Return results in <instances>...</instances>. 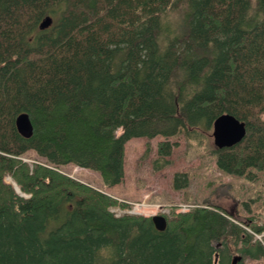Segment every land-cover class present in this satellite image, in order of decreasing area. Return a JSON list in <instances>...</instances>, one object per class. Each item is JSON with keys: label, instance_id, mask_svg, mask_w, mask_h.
I'll use <instances>...</instances> for the list:
<instances>
[{"label": "trees", "instance_id": "1", "mask_svg": "<svg viewBox=\"0 0 264 264\" xmlns=\"http://www.w3.org/2000/svg\"><path fill=\"white\" fill-rule=\"evenodd\" d=\"M223 113L245 134L212 145L216 167L264 169V0H0V264H264L251 216L193 202L161 213L159 230L112 210L131 207L107 191L129 139L162 137L158 170L173 137L202 141ZM188 181L177 171L172 187Z\"/></svg>", "mask_w": 264, "mask_h": 264}, {"label": "rangeland", "instance_id": "2", "mask_svg": "<svg viewBox=\"0 0 264 264\" xmlns=\"http://www.w3.org/2000/svg\"><path fill=\"white\" fill-rule=\"evenodd\" d=\"M211 133L212 127L202 133V141H188L183 134L173 137L176 144L167 157L169 164L158 170H153L152 161L157 157L156 143L162 137L129 139L125 144L124 179L120 184L107 188V191L131 207L112 210L117 214L128 212L151 216L167 213L171 206L175 211H183L193 202L210 203L232 213L239 221L251 216L264 225V169H250L243 175L220 171L215 165ZM147 143L150 150L144 156ZM177 171L189 173L185 189L172 187V176ZM64 172L70 177L90 179L96 184L100 181L99 174L90 169L71 166L68 170L64 168ZM5 180L19 191L10 176H6ZM263 234L264 229L254 237L260 238Z\"/></svg>", "mask_w": 264, "mask_h": 264}, {"label": "water", "instance_id": "3", "mask_svg": "<svg viewBox=\"0 0 264 264\" xmlns=\"http://www.w3.org/2000/svg\"><path fill=\"white\" fill-rule=\"evenodd\" d=\"M51 17L46 16L39 24L41 28L49 26ZM15 127L23 137H29L32 133V124L26 112H20L16 115ZM213 144L216 147H227L240 141L245 134V124L239 121L233 115L223 113L217 116L212 123ZM151 220L159 230L164 229L166 225L165 217L162 214L151 215Z\"/></svg>", "mask_w": 264, "mask_h": 264}, {"label": "bare ground", "instance_id": "4", "mask_svg": "<svg viewBox=\"0 0 264 264\" xmlns=\"http://www.w3.org/2000/svg\"><path fill=\"white\" fill-rule=\"evenodd\" d=\"M237 218V217H236Z\"/></svg>", "mask_w": 264, "mask_h": 264}]
</instances>
